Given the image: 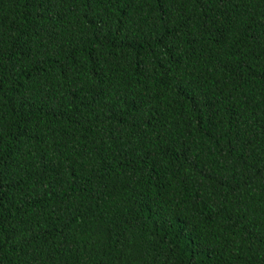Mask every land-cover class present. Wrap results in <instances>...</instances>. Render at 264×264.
Segmentation results:
<instances>
[{"label": "trees", "instance_id": "16d2710c", "mask_svg": "<svg viewBox=\"0 0 264 264\" xmlns=\"http://www.w3.org/2000/svg\"><path fill=\"white\" fill-rule=\"evenodd\" d=\"M0 264H264V0H0Z\"/></svg>", "mask_w": 264, "mask_h": 264}]
</instances>
